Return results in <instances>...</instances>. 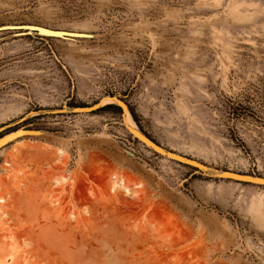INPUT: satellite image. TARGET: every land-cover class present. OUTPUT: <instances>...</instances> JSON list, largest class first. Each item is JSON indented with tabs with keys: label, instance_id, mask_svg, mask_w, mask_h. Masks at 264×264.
<instances>
[{
	"label": "rangeland",
	"instance_id": "rangeland-1",
	"mask_svg": "<svg viewBox=\"0 0 264 264\" xmlns=\"http://www.w3.org/2000/svg\"><path fill=\"white\" fill-rule=\"evenodd\" d=\"M16 128L0 264H264V185L217 175L264 177V0H0Z\"/></svg>",
	"mask_w": 264,
	"mask_h": 264
},
{
	"label": "water",
	"instance_id": "water-1",
	"mask_svg": "<svg viewBox=\"0 0 264 264\" xmlns=\"http://www.w3.org/2000/svg\"><path fill=\"white\" fill-rule=\"evenodd\" d=\"M39 28L40 27L35 26L32 28V30L37 32ZM51 32L53 33V35H61L62 34L63 35L62 37L74 36L73 34H71V32H66V31H51ZM110 98H113L115 100L116 104L120 107L121 112H123L125 109L128 110L127 105L122 100H120L119 98H117L115 96H110ZM99 102L100 101H98L92 105H89V106L75 107L74 109H75V111H80V112H91V111H94V110H96L102 106V105H99ZM35 132H37V131L32 130V129H26V128H16V129H13L11 131H8V132L0 135V149L2 147L6 146L7 144H9L10 142L17 140L20 137L33 135L32 133H35ZM131 134L136 139L141 141L143 144L149 145V147L152 148L157 153H161V154L163 153L166 156H169L171 158L173 157L172 159H175L179 162L190 164V165L197 167V168L205 167L202 163H200L196 160L190 159L188 157H185V156L180 155L178 153H175L173 151H168V150L161 148L160 145H158L157 143L152 141L149 137H147L140 130L132 132ZM221 174L227 175L228 178H232L235 180L258 183V184L264 185V177L253 176V175H248V174H241V173L232 172V171H221Z\"/></svg>",
	"mask_w": 264,
	"mask_h": 264
},
{
	"label": "bare ground",
	"instance_id": "bare-ground-1",
	"mask_svg": "<svg viewBox=\"0 0 264 264\" xmlns=\"http://www.w3.org/2000/svg\"><path fill=\"white\" fill-rule=\"evenodd\" d=\"M8 27H11V26H8ZM33 27H35V26H33ZM39 29H42V28H39ZM44 30H46V29H44ZM38 32V31H37ZM113 101H115V100H113V99H109V98H104L102 101H101V103H108V102H113ZM116 104V103H115ZM123 113H124V118L125 119H127L128 117H127V113H128V110L127 109H125L123 112H122V115H123ZM127 128V130L130 132V133H132V132H135V131H137V130H134V131H131L128 127H126ZM23 134V133H22ZM33 135H35V134H37V132H35V133H32ZM146 145V144H145ZM146 146H148L149 147V145H146ZM162 148V147H161ZM159 154H161V153H159ZM162 155H164L163 153H162ZM166 156V155H165ZM167 157H169V156H167ZM169 158H171V157H169ZM173 158V157H172ZM202 168H205V167H200V169H202ZM217 175L218 176H220V177H228L227 175H222L221 174V172H217ZM2 201H4L2 198H0V202H2Z\"/></svg>",
	"mask_w": 264,
	"mask_h": 264
},
{
	"label": "trees",
	"instance_id": "trees-1",
	"mask_svg": "<svg viewBox=\"0 0 264 264\" xmlns=\"http://www.w3.org/2000/svg\"><path fill=\"white\" fill-rule=\"evenodd\" d=\"M114 107H117L118 109H120L119 106H116L114 104H106V105L100 107V110L111 109ZM129 113L131 114V117L133 118L134 122L137 123V120H136V117H135V114L133 113V111L129 110Z\"/></svg>",
	"mask_w": 264,
	"mask_h": 264
}]
</instances>
